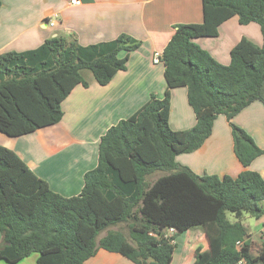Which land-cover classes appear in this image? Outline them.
<instances>
[{"label": "trees", "instance_id": "1", "mask_svg": "<svg viewBox=\"0 0 264 264\" xmlns=\"http://www.w3.org/2000/svg\"><path fill=\"white\" fill-rule=\"evenodd\" d=\"M201 7L202 22L177 24L162 50L163 96L151 93L101 135L97 164L84 173L79 194L53 191L0 145V259L15 263L35 252L36 264H84L103 248L134 264H170L175 236L201 228L207 247H196L191 264H264V239L253 248L242 222L264 215L261 175L246 168L235 177L198 175L175 160L203 144L219 114L229 121L243 167L264 154L231 121L253 101L264 105V0H201ZM232 16L258 24L262 44L241 37L222 64L192 39L217 36ZM140 44L126 33L88 45L55 36L33 49L0 52V132L20 136L57 123L74 86H88L85 73L107 84ZM179 86L187 89L196 122L173 130L170 91Z\"/></svg>", "mask_w": 264, "mask_h": 264}, {"label": "crops", "instance_id": "2", "mask_svg": "<svg viewBox=\"0 0 264 264\" xmlns=\"http://www.w3.org/2000/svg\"><path fill=\"white\" fill-rule=\"evenodd\" d=\"M202 22L201 0H1L0 52L25 51L55 36L74 37L81 45L116 38L126 33L141 41L130 52L126 68L100 85L89 73L88 86L77 84L61 102L62 117L33 132L8 136L0 132V145L12 149L49 187L64 196L80 193L84 173L97 164L102 134L120 119L138 110L155 93L161 98L165 89L162 62L154 63L152 54L162 52L180 23ZM241 37L262 44L258 24H240L232 16L218 26L215 37L192 39L216 61L228 64L230 49ZM264 148V105L253 101L231 118ZM195 114L187 101V89L170 91L168 124L173 130L192 127ZM198 175L204 173L235 177L242 170L258 172L264 179V154L243 167L233 151L229 121L219 114L210 135L196 150L175 157ZM159 176L156 174L155 177ZM264 207V202L262 203ZM246 225V224H245ZM264 229V215L255 219L254 232ZM101 232L99 237L104 235ZM264 239V236L261 237ZM2 235L0 232V244ZM37 254L15 263L0 259V264H36ZM84 264H134L122 254L98 248Z\"/></svg>", "mask_w": 264, "mask_h": 264}, {"label": "rangeland", "instance_id": "3", "mask_svg": "<svg viewBox=\"0 0 264 264\" xmlns=\"http://www.w3.org/2000/svg\"><path fill=\"white\" fill-rule=\"evenodd\" d=\"M150 179V178H149ZM152 179V178H151ZM231 218V216H229ZM242 222L246 224L251 234L254 230L255 219L250 216H245L242 218ZM121 227H124L122 225ZM174 231H169L168 234H172ZM259 235H252L253 248H255L260 241L261 237L264 236V229L258 231ZM176 246L173 250V257L170 264H191L194 259V252L196 247H201V250L207 247V239L204 231L201 228L190 229L183 233L177 234L175 236Z\"/></svg>", "mask_w": 264, "mask_h": 264}, {"label": "built area", "instance_id": "4", "mask_svg": "<svg viewBox=\"0 0 264 264\" xmlns=\"http://www.w3.org/2000/svg\"><path fill=\"white\" fill-rule=\"evenodd\" d=\"M71 3H76L77 0H70ZM152 60L154 63L162 62V52L155 50L152 54ZM169 231H174L173 228H170Z\"/></svg>", "mask_w": 264, "mask_h": 264}]
</instances>
